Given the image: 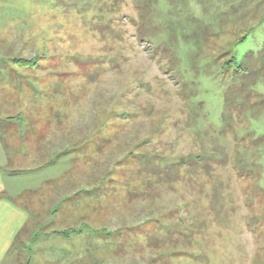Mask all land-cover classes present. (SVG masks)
Masks as SVG:
<instances>
[{
	"label": "rangeland",
	"instance_id": "obj_1",
	"mask_svg": "<svg viewBox=\"0 0 264 264\" xmlns=\"http://www.w3.org/2000/svg\"><path fill=\"white\" fill-rule=\"evenodd\" d=\"M0 139L37 264L264 263V0H0Z\"/></svg>",
	"mask_w": 264,
	"mask_h": 264
},
{
	"label": "crops",
	"instance_id": "obj_2",
	"mask_svg": "<svg viewBox=\"0 0 264 264\" xmlns=\"http://www.w3.org/2000/svg\"><path fill=\"white\" fill-rule=\"evenodd\" d=\"M16 183L17 174L9 172L5 175L0 169V264H8L9 258L14 257V255L16 260L19 258V252H16L17 243L24 244L28 248L31 247V254L25 259V264H37L40 258V251L44 249V246L37 238L33 240L31 239V235L28 234L30 214L29 209L24 205L25 202H30L31 204L33 199L26 195L28 189L17 188ZM57 237L63 238V236ZM65 238H68L66 240L72 239L70 235L66 234ZM66 248L69 249V247ZM49 250L58 253L57 248H54V246H51ZM62 251L61 248V253H63ZM69 252L71 250H68L66 253ZM55 261L58 262V260ZM59 264L76 263L73 260H64L63 254H60Z\"/></svg>",
	"mask_w": 264,
	"mask_h": 264
},
{
	"label": "trees",
	"instance_id": "obj_3",
	"mask_svg": "<svg viewBox=\"0 0 264 264\" xmlns=\"http://www.w3.org/2000/svg\"><path fill=\"white\" fill-rule=\"evenodd\" d=\"M240 41H241V40L238 39V40L235 41V43H239ZM232 62H235V58H234L233 56L229 57V60H228L227 63H225V64H226V65L228 64L227 67L229 68V67H231V63H232ZM189 160H190V159H189ZM189 160H183L182 163L188 164V161H189ZM195 163H197V161H196V160H193V161H192V165L194 166ZM199 171H200V169L198 168V169L196 170V172L198 173ZM251 220H253L254 222H251ZM248 222H249V224L252 225V226H254V225H258V224L260 223L258 220H255L253 217L249 218ZM259 230H260V229H259ZM263 230H264V229H263ZM257 256H258V255H257ZM252 259H254V257H252ZM259 262H260L259 264H264L263 261H260V260H259Z\"/></svg>",
	"mask_w": 264,
	"mask_h": 264
}]
</instances>
